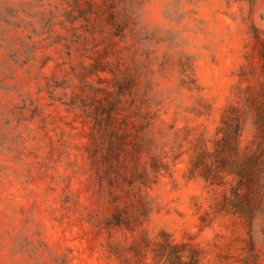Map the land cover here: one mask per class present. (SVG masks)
I'll return each mask as SVG.
<instances>
[{"label":"rangeland","instance_id":"1","mask_svg":"<svg viewBox=\"0 0 264 264\" xmlns=\"http://www.w3.org/2000/svg\"><path fill=\"white\" fill-rule=\"evenodd\" d=\"M57 1L0 0V264H139L166 240L199 248L202 264H264V216L221 212L228 184L186 176L194 143L214 136L228 105L244 118L241 145L252 138L255 108L246 105L264 104V0H129L137 41L116 47L136 50L133 92L157 110L164 150L147 185L142 152L115 160L104 148L97 165L89 161L91 122L61 103L82 93L71 72L78 52L43 41L14 64L42 38L31 34L37 14L48 17Z\"/></svg>","mask_w":264,"mask_h":264},{"label":"trees","instance_id":"2","mask_svg":"<svg viewBox=\"0 0 264 264\" xmlns=\"http://www.w3.org/2000/svg\"><path fill=\"white\" fill-rule=\"evenodd\" d=\"M128 3L129 0L49 2L48 17L44 18V10L40 11L37 14L40 19L36 23L39 29H31L32 35L42 38L27 44L28 55L24 59L13 56V61L18 66L26 64L34 57L32 53L38 48L36 44L43 41L46 46L60 45L68 57L78 52L83 60L73 64L71 72L82 93L73 91V98L61 100V103L69 107L77 106L80 114L91 122L85 144L89 161L97 165V155L104 148L115 160H119L123 151L130 155L142 152L146 159L138 173L141 178L139 183L147 185L150 174L160 170V155L164 150L154 130L157 110L143 108L142 104L148 100L137 104L133 92L135 82L130 64L136 61V50L124 56L123 48L130 51L132 46L116 47L128 37L133 44L137 41L138 32ZM38 6L42 7L43 3ZM19 21L22 20L19 18ZM5 23L12 24L9 21ZM14 26L19 27L21 23ZM56 26L63 31H54ZM27 37L31 39L32 36ZM100 72L110 76L101 77L98 75ZM92 74L97 75L99 83L106 82V86H98L88 80ZM87 90L93 94L102 91L106 96L101 100L88 95ZM251 106L255 108L252 138L241 145L244 118L238 106L228 105L222 111L214 136L208 140L204 135L197 138L186 171L187 177L199 176L209 184H228L219 210L248 222L253 219L254 213L264 216V104L246 105ZM130 124L135 129V135L130 136ZM207 142H210L209 145ZM95 169L98 173L99 166ZM155 251L152 262L139 264H202L200 249L187 243L166 240Z\"/></svg>","mask_w":264,"mask_h":264}]
</instances>
